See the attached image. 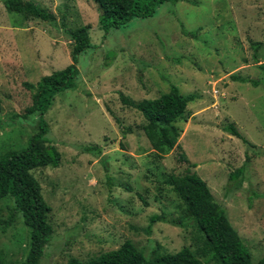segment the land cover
I'll use <instances>...</instances> for the list:
<instances>
[{
	"label": "rangeland",
	"instance_id": "obj_1",
	"mask_svg": "<svg viewBox=\"0 0 264 264\" xmlns=\"http://www.w3.org/2000/svg\"><path fill=\"white\" fill-rule=\"evenodd\" d=\"M31 1L56 21L10 12L0 0V155L26 147L37 131V115L21 116L32 104L26 83L72 63L62 20L70 28L89 25L92 43L79 57L76 87L59 93L45 115L47 140L62 158L58 167L32 170L53 227L39 264L87 261L126 240L149 257L187 246L206 261L199 253L206 237L170 180L188 170L206 181L253 261L263 257L264 49L256 52L252 43L264 40V0L166 2L154 16L106 35L94 0ZM172 85L196 98L179 122L180 146L160 158L142 130L143 114L121 96L153 99ZM12 212L13 200H0L2 225ZM153 215L165 221L150 226ZM29 239L17 212L0 229L5 264H21Z\"/></svg>",
	"mask_w": 264,
	"mask_h": 264
},
{
	"label": "trees",
	"instance_id": "obj_2",
	"mask_svg": "<svg viewBox=\"0 0 264 264\" xmlns=\"http://www.w3.org/2000/svg\"><path fill=\"white\" fill-rule=\"evenodd\" d=\"M94 1L99 11L97 27L106 35L112 29L126 26L135 18L154 16L158 7L166 2L176 3L179 0ZM2 2L10 12L26 14L52 23L56 21L53 12L31 0H2ZM61 28L70 39L72 63L41 77L36 84L26 83V86L33 91L32 104L21 116L27 118L30 115H37L39 117L37 131L28 139L26 147L0 155V200L9 199L14 202V212L5 221V225L0 222V229L11 224L15 214L20 212L25 225L30 230L28 249L21 264H39L45 246L50 242L53 234V227L49 222L51 206L42 194L39 180L32 173V170L41 167H58L62 158L58 147L47 140L49 123L45 115L59 93L76 87L80 76L79 57L86 49L92 47L89 25L70 28L62 20ZM252 46L256 52L261 48L264 49V40L253 42ZM121 98L124 103L143 114L145 123L142 125V130L158 157L162 158L180 146L182 128L179 122L186 120L188 105L196 98L194 93L182 94L179 87L172 85L169 91L157 98L140 101H134L123 95ZM226 128L231 134L250 144L234 125H228ZM84 149L100 151L97 146H85ZM180 158L188 161L185 153H181ZM244 169L245 165L238 168L232 177H238ZM170 180L191 219L206 237L203 247L199 249L200 255L207 256L206 261H202L187 246L175 253H157L149 257L132 241L126 240L117 249L102 252L87 261L70 257L68 264H209L208 260L215 264H264V256L256 263L253 261L247 242L233 226L225 208L216 201L202 177L188 170L183 175L172 174ZM157 221H165V217L153 215L150 218V226ZM0 264H5L1 249Z\"/></svg>",
	"mask_w": 264,
	"mask_h": 264
}]
</instances>
